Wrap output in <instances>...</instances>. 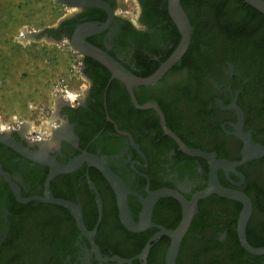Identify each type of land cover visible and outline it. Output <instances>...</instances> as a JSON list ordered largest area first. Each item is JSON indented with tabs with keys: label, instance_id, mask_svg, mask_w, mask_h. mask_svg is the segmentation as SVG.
<instances>
[{
	"label": "flooded vegetation",
	"instance_id": "obj_1",
	"mask_svg": "<svg viewBox=\"0 0 264 264\" xmlns=\"http://www.w3.org/2000/svg\"><path fill=\"white\" fill-rule=\"evenodd\" d=\"M103 1L113 18L86 42L136 77L154 74L182 38L170 0ZM181 6L192 26L190 46L159 81L134 87L137 103L105 66L75 51L88 85L49 122L51 136L31 141L22 127L0 132L59 165L97 157L123 184L118 191L88 161L54 174L0 143V171L16 188L0 175V264H121L108 260L114 257L167 264L172 239L162 230H177L186 211L193 216L177 264H264V255L241 240L246 203L218 192L248 198L246 240L263 248L264 14L244 0H181ZM109 20L105 10L84 8L47 33L71 39ZM162 191L170 194L154 202L149 226L131 230L120 199L142 225L146 204ZM47 194L79 208L84 229L79 212L31 200ZM149 243L147 257L137 258Z\"/></svg>",
	"mask_w": 264,
	"mask_h": 264
},
{
	"label": "water",
	"instance_id": "obj_2",
	"mask_svg": "<svg viewBox=\"0 0 264 264\" xmlns=\"http://www.w3.org/2000/svg\"><path fill=\"white\" fill-rule=\"evenodd\" d=\"M56 1L60 2L61 4H63L68 9L71 10L68 15H66L65 17H63L59 21L58 25H56L57 27L61 23L66 21L67 19H70L71 17H73L78 11H80L84 8H99V9L105 10L109 13V15H110L109 23L105 24L104 26H102V27H97L95 25L86 26V27H83L82 29L78 30L71 39H62V40H58V41L59 42L60 41L61 42L67 41L69 43L70 47L74 51L80 52L83 55L91 56L96 61L100 62L103 66H105L112 73L113 78L118 79L127 85L128 89L132 95L134 103H137V100H136L134 92H133L134 87L140 86V85H149V84H153V83H156L157 81H159L174 65H176L183 58V56L186 54V52L190 46V43H191L192 26L190 24V20L187 16L186 12L184 11V9L181 6V0H170V12H171L173 20L175 21V23L177 24V26L181 32V35H182L181 42L178 45V47L176 48V50L174 51V53L168 58L167 61H165L161 65V67L154 74H152L151 76L145 77V78H139V77H136L135 75H133L122 64H120V62H118L116 59L111 57L109 54H107L106 52L101 51L97 48L90 46L86 42V38L89 35H91L92 33L100 32V31L104 30L110 24V22L113 18V16H112L113 13H112V10H111L110 6L108 5V3H106L103 0H56ZM244 1L246 3H248L249 5H251L252 7H254L255 9H257L259 12L264 14V0H244ZM30 35L31 36H38V33H31ZM55 41H57V40H55ZM81 73L87 79V77L84 75L83 66L81 67ZM61 102L69 103V102L63 101L62 98H61ZM22 128H24V125L22 126ZM0 143L16 150L20 154L24 155L25 157H27L33 161L40 162V163L46 164V165H50L54 170V174L70 173V172L74 171L81 163L88 161L91 164H95L96 166H98L100 168V170L103 172V174L105 175V177L113 184V186L118 191H121V189L123 188V184H122L121 180L108 167H106L102 162H100L97 157H94L91 155H84V156L79 157L78 159L72 161L68 165H59L58 163H56V161L52 157L48 156L47 154L36 153L34 151H31L29 148L24 147L22 144L15 141L9 134L0 133ZM0 175H4L8 179V181L10 182L12 187L14 189H16L10 181V177H8V175L6 173H4L3 171H0ZM53 176L54 175H52L50 177V179L53 178ZM15 192L18 195L17 190H15ZM218 192H220V194L227 196V197H230V198L243 199V201L246 203V209L244 210L242 217L240 219V223L242 226V229L240 230V236H241L242 243H243L244 247L249 252H251L252 254L264 255V247L259 248V249H255V248L251 247L246 240L245 226H246L247 220L251 214V204H250V201L248 200V198H244L238 193H234L232 191L225 190V189L219 190ZM169 194L170 193L168 191L158 192L157 194H155L153 196V199L146 204L147 205V207H146L147 209L145 212L146 218L144 219V223L142 225L135 224V222L132 220L130 213H129V210L125 204V199H120V204H121V208H122V218H123L124 223L131 230H134V231H141V230L145 229L150 224L151 212H152L154 202L158 198L163 197V196H167ZM205 195L206 194H203V196H205ZM31 200H39L42 202H50V203L60 204V205H63L65 207L73 210V211L79 212L77 215V218H78V221H79L81 228L84 229L81 211L79 208H76L74 204H72L68 201L62 200V199H56L51 194H47L46 198L35 197V198H32ZM182 203L185 204V202L183 200H182ZM192 216H193L192 212L186 211L185 215H184V219H183L181 225L177 228V230H175V231L166 230V229L162 230V234H166L172 239V244L170 246V249H169L168 255H167V264H177L176 263V257H177V254H178V251L180 248V244H181L182 238L184 237L185 233L187 232V230L190 226ZM155 238H157V237H155ZM150 248H151V244L149 243L137 258L145 259L149 253ZM108 260L118 261L121 264H123V263H129L130 264L131 263V261L124 260L120 257H114V258H110Z\"/></svg>",
	"mask_w": 264,
	"mask_h": 264
},
{
	"label": "rangeland",
	"instance_id": "obj_3",
	"mask_svg": "<svg viewBox=\"0 0 264 264\" xmlns=\"http://www.w3.org/2000/svg\"><path fill=\"white\" fill-rule=\"evenodd\" d=\"M133 1L130 0V4ZM133 5V4H132ZM70 9L56 0H0V27H4L6 34V45L12 46V51L23 50L28 53H34V70L31 72H22L20 81L27 85L42 86L44 85L49 91L56 95L55 89L61 79H66L70 91L73 94L82 95L88 83L81 73L79 59L77 54L70 47L68 42L47 41L48 30L58 25L59 21L70 13ZM26 28L31 33H38L39 41H33L29 44L21 43L16 37ZM11 45V46H10ZM2 46V45H1ZM4 46V45H3ZM56 61V62H55ZM47 67H42V65ZM51 71L48 68H53ZM66 65V69L56 68ZM3 85H6L4 79ZM74 96V95H73ZM63 101L71 103L67 98L62 97ZM29 108L30 104L34 105L35 113H41V121L46 118H54L64 102L56 103H23ZM17 119L8 120L0 119V124H13ZM52 120V119H51Z\"/></svg>",
	"mask_w": 264,
	"mask_h": 264
},
{
	"label": "crops",
	"instance_id": "obj_4",
	"mask_svg": "<svg viewBox=\"0 0 264 264\" xmlns=\"http://www.w3.org/2000/svg\"><path fill=\"white\" fill-rule=\"evenodd\" d=\"M56 27L54 26L53 28ZM2 34H6L4 27H0V119L5 118L10 121L14 117H22L24 129L28 134L39 132L41 129L50 130L52 134L53 129L48 124L54 118H46L45 121H41V113H35L37 108H27L23 103H56L61 102L62 96L53 95L44 85H27L25 82H21L20 85L17 82L20 81L22 72H31L34 70L35 54L28 53L27 50L12 51L13 49H9L12 48L11 45L9 48L5 46L7 43L6 37ZM30 34L31 32L28 29L23 28L16 39L21 43L27 44L33 41H39L38 36H31ZM46 39L47 41H55L50 37ZM55 66L54 64L53 68L50 67L48 69L52 71ZM42 67H45V64ZM66 67V65L60 66L56 68V71L59 69L64 70ZM4 79H6V85H3ZM69 89L73 91V88Z\"/></svg>",
	"mask_w": 264,
	"mask_h": 264
},
{
	"label": "built area",
	"instance_id": "obj_5",
	"mask_svg": "<svg viewBox=\"0 0 264 264\" xmlns=\"http://www.w3.org/2000/svg\"><path fill=\"white\" fill-rule=\"evenodd\" d=\"M55 93H56V95L62 96L64 98H67L71 103H77V101L79 100V95L73 94V93L70 92L69 85L66 83V79H64V78L61 79L57 83V86H56V89H55ZM29 108L33 109L34 105L30 104ZM0 125L4 126L5 131L10 130L11 128L20 129L23 126V121L20 120V119H17L13 124H9V125L0 124ZM49 136H51L50 130L41 129V131H39V132L30 133L29 134V140H31V141H40V140L45 139V138H47Z\"/></svg>",
	"mask_w": 264,
	"mask_h": 264
},
{
	"label": "clouds",
	"instance_id": "obj_6",
	"mask_svg": "<svg viewBox=\"0 0 264 264\" xmlns=\"http://www.w3.org/2000/svg\"><path fill=\"white\" fill-rule=\"evenodd\" d=\"M5 131L4 126L0 125V132Z\"/></svg>",
	"mask_w": 264,
	"mask_h": 264
}]
</instances>
